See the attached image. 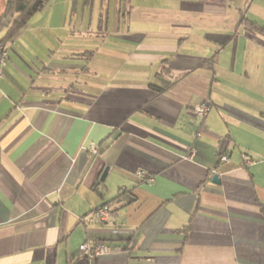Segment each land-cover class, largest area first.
Segmentation results:
<instances>
[{
	"label": "crops",
	"instance_id": "obj_1",
	"mask_svg": "<svg viewBox=\"0 0 264 264\" xmlns=\"http://www.w3.org/2000/svg\"><path fill=\"white\" fill-rule=\"evenodd\" d=\"M5 8L0 264H88L85 242L119 248L94 264H264V0Z\"/></svg>",
	"mask_w": 264,
	"mask_h": 264
},
{
	"label": "built area",
	"instance_id": "obj_2",
	"mask_svg": "<svg viewBox=\"0 0 264 264\" xmlns=\"http://www.w3.org/2000/svg\"><path fill=\"white\" fill-rule=\"evenodd\" d=\"M7 59V50L5 44L0 39V78L2 76V68L5 65ZM209 111V104L202 103L196 105L193 109V113L199 116H205ZM198 136V135H197ZM90 152L93 154L97 153V149L94 145H90ZM195 152V148L191 147L190 153L183 157V159H191ZM228 157L222 155L219 157V163H227ZM253 163L252 158L247 155H242V164L241 167H246ZM135 177L142 183H145L149 186L153 185V178L144 171H137ZM92 216L100 223H108L114 220L115 212L108 205L104 204L92 211ZM119 248L111 247L105 243H83L79 246V259L87 261L88 264H93V262L101 256L111 254L114 251H118Z\"/></svg>",
	"mask_w": 264,
	"mask_h": 264
},
{
	"label": "trees",
	"instance_id": "obj_3",
	"mask_svg": "<svg viewBox=\"0 0 264 264\" xmlns=\"http://www.w3.org/2000/svg\"><path fill=\"white\" fill-rule=\"evenodd\" d=\"M48 0H5L6 8L2 16L3 19L10 18L14 13H17L19 16L14 22V27L21 25L27 18H29L34 12L40 10ZM245 30L248 33H260L264 35V27L259 26L257 23L249 22L244 20ZM5 46L6 41L1 40ZM152 87V86H151ZM154 90L159 91L160 89L154 87ZM94 264V262H93Z\"/></svg>",
	"mask_w": 264,
	"mask_h": 264
},
{
	"label": "water",
	"instance_id": "obj_4",
	"mask_svg": "<svg viewBox=\"0 0 264 264\" xmlns=\"http://www.w3.org/2000/svg\"><path fill=\"white\" fill-rule=\"evenodd\" d=\"M106 173H107V167H105V168L103 169V171L101 172L100 177H99V180H100V181H103V180H104V178H105V176H106ZM212 182H213V183H218V176H217V174H214V175L212 176Z\"/></svg>",
	"mask_w": 264,
	"mask_h": 264
},
{
	"label": "rangeland",
	"instance_id": "obj_5",
	"mask_svg": "<svg viewBox=\"0 0 264 264\" xmlns=\"http://www.w3.org/2000/svg\"><path fill=\"white\" fill-rule=\"evenodd\" d=\"M257 1V0H256ZM254 10H252V9H250L249 10V16H250V18H254Z\"/></svg>",
	"mask_w": 264,
	"mask_h": 264
}]
</instances>
